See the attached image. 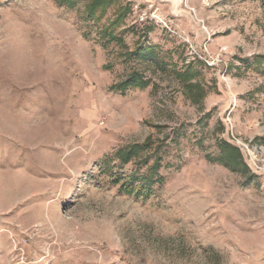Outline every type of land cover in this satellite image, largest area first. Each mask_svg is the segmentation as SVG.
Wrapping results in <instances>:
<instances>
[{
	"label": "rangeland",
	"instance_id": "374dc122",
	"mask_svg": "<svg viewBox=\"0 0 264 264\" xmlns=\"http://www.w3.org/2000/svg\"><path fill=\"white\" fill-rule=\"evenodd\" d=\"M98 1L0 0V264H264V0Z\"/></svg>",
	"mask_w": 264,
	"mask_h": 264
},
{
	"label": "trees",
	"instance_id": "16d2710c",
	"mask_svg": "<svg viewBox=\"0 0 264 264\" xmlns=\"http://www.w3.org/2000/svg\"><path fill=\"white\" fill-rule=\"evenodd\" d=\"M112 1V0H111ZM110 2V1H109ZM94 6H99L104 8L107 5H104V1H98L95 2V4H93L91 7L94 8ZM104 6V7H103ZM90 15H93V12H89ZM119 19H121V15L117 16L114 20V22H112L111 27L119 25ZM110 27L107 29L109 30ZM252 61L254 62L255 68L256 69H260L261 72L264 74V54L260 55V56H255ZM146 84V82H143L138 76L137 74H133V76H131L129 79H127L125 82L119 84V87L122 89H126L127 87H131L133 85H138L139 87L144 86ZM221 147L224 149L223 150V160L225 161V163H233V156L231 150H233V148L231 146H229L226 142H222ZM229 150V151H228ZM128 155V154H126ZM234 164V163H233ZM150 177H146V178H142V184L141 186H135L134 188V182H137V180H129V182L126 184L127 186V191H129L130 193H135L137 195L143 196V197H147L149 195V193H151V189H152V182L151 180H149ZM140 180V179H138Z\"/></svg>",
	"mask_w": 264,
	"mask_h": 264
}]
</instances>
